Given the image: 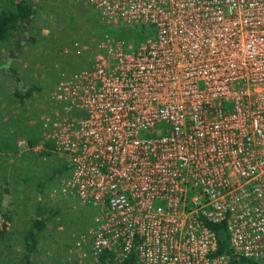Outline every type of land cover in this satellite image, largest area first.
<instances>
[{"label": "built area", "instance_id": "2783aa9c", "mask_svg": "<svg viewBox=\"0 0 264 264\" xmlns=\"http://www.w3.org/2000/svg\"><path fill=\"white\" fill-rule=\"evenodd\" d=\"M89 4L153 33L74 43L84 68L57 82L39 141H18L62 163L51 199L93 210L77 262L264 264V0ZM221 222L230 253L216 255Z\"/></svg>", "mask_w": 264, "mask_h": 264}, {"label": "rangeland", "instance_id": "374dc122", "mask_svg": "<svg viewBox=\"0 0 264 264\" xmlns=\"http://www.w3.org/2000/svg\"><path fill=\"white\" fill-rule=\"evenodd\" d=\"M16 1L0 0V9L10 8ZM40 1L44 6L38 8L39 17L34 25L25 27L19 48L15 47L14 39L0 43V132L6 129L14 140L29 135L37 137L41 132V117L57 82L62 75L69 76L84 68V59L71 51L74 43L97 41L107 29H112L113 35L127 29H113L101 23L89 0ZM35 3L39 4V0ZM65 49L71 52L64 53ZM11 69L15 74H11ZM31 86L39 88L32 97L19 102L13 96L15 90ZM13 149L11 163L9 158L5 161L0 156V174L10 170V176L0 178V212L5 211L10 218L8 228L0 236V264L21 263L25 254L24 236L39 216L38 208L45 212L46 228L39 235L37 249L31 255L32 263L81 264L77 262L73 244L92 226L93 210L62 198H58L55 206L49 198L58 184L54 172L63 167L55 156L39 161L29 154L18 157L17 148Z\"/></svg>", "mask_w": 264, "mask_h": 264}, {"label": "trees", "instance_id": "16d2710c", "mask_svg": "<svg viewBox=\"0 0 264 264\" xmlns=\"http://www.w3.org/2000/svg\"><path fill=\"white\" fill-rule=\"evenodd\" d=\"M37 0H18L10 8H1L0 9V43H5L10 39H14L15 47L19 48V45L22 41L21 36L25 34V27H32L39 17L38 8H43V2L39 0V4L35 3ZM42 6V7H41ZM117 29H122L117 28ZM113 30L107 29L105 31V34H109L112 36L119 37L120 39H124L126 41H136L138 43H142L147 36H149L151 33H153L151 30H146L144 28H136L135 30L125 29L121 30L120 34L113 35L111 34ZM33 40V39H31ZM11 74H15V70L11 69ZM39 90L37 87H28L27 89H24L22 91L15 90L13 96L19 100V102H23L25 99L32 97L33 91ZM27 141V144L29 146H34L40 139L39 134L37 137L34 135H29L28 137H24ZM15 142L14 139L11 140V143ZM9 146V144H7ZM3 148L0 147V152ZM14 152V149L12 150V154ZM49 155V154H48ZM8 157H5V161H7ZM64 168H60L59 170H56L54 172V175L61 177L63 173ZM53 174V173H52ZM2 174H0V178H2ZM42 187L41 184L38 185V188L40 189ZM38 214L39 216L33 220L29 230L24 236V251L25 254L23 255V258L21 260L20 264H33L31 260V255L36 251L37 244H38V238L40 233L45 229V218H43V214L45 213L44 210L41 208H38ZM0 214L5 219V223L3 226V229L0 230V236H2L6 229L9 226L10 218L7 215L5 211H1ZM211 230L215 233L216 239H217V249L215 251L216 255L220 254H229V245H228V235L227 230L225 227V223H217V224H210L209 225ZM110 258V257H109ZM106 256H102L100 258L99 263L105 264ZM119 264H133V257H129L127 260H125L122 263ZM229 264H261L258 262H255L250 259L245 258H231Z\"/></svg>", "mask_w": 264, "mask_h": 264}, {"label": "crops", "instance_id": "0c3cea01", "mask_svg": "<svg viewBox=\"0 0 264 264\" xmlns=\"http://www.w3.org/2000/svg\"><path fill=\"white\" fill-rule=\"evenodd\" d=\"M5 124L7 125L8 123L7 122H4V125ZM40 134H41V132H39V136H40ZM24 139H25L24 137H18V138H16L15 142L11 143L12 138L10 137L9 133L6 132V129H4V131L2 133L0 132V147L3 148V150H2L3 152H0V156L1 157L3 156V157H8L9 158L12 155L11 153H12L13 148L16 147L17 150H18V152H17L18 154H16V155L18 157H21L22 155H26V154H29L30 157H33L29 152H26L24 149H22L21 147L18 146V141L19 140H24ZM7 144H9V146ZM49 157H51V156H49ZM37 159L39 161H42L38 157H37ZM8 162L11 163L12 160H10V158H9V161ZM1 174L3 176L2 178H5L6 176L8 177V176H10V170H8V172L5 171V172H3ZM56 177H58V176L56 175ZM59 178L60 177H58V182H59ZM51 200L54 202V205L56 206L57 205L58 198L51 199ZM45 226H46V224H45Z\"/></svg>", "mask_w": 264, "mask_h": 264}]
</instances>
